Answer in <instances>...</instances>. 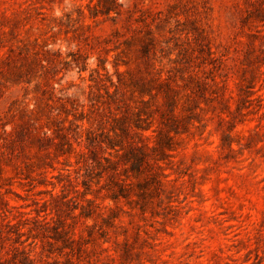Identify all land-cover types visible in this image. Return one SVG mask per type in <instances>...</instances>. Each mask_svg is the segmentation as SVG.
I'll list each match as a JSON object with an SVG mask.
<instances>
[{"label":"rangeland","instance_id":"1","mask_svg":"<svg viewBox=\"0 0 264 264\" xmlns=\"http://www.w3.org/2000/svg\"><path fill=\"white\" fill-rule=\"evenodd\" d=\"M0 264H264V0H0Z\"/></svg>","mask_w":264,"mask_h":264}]
</instances>
